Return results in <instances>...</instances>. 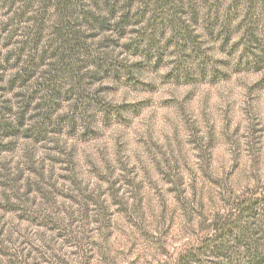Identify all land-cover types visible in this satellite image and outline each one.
I'll use <instances>...</instances> for the list:
<instances>
[{
  "label": "rangeland",
  "instance_id": "374dc122",
  "mask_svg": "<svg viewBox=\"0 0 264 264\" xmlns=\"http://www.w3.org/2000/svg\"><path fill=\"white\" fill-rule=\"evenodd\" d=\"M70 2L0 0V264H264V0Z\"/></svg>",
  "mask_w": 264,
  "mask_h": 264
},
{
  "label": "trees",
  "instance_id": "16d2710c",
  "mask_svg": "<svg viewBox=\"0 0 264 264\" xmlns=\"http://www.w3.org/2000/svg\"><path fill=\"white\" fill-rule=\"evenodd\" d=\"M58 1V7L59 9H61V14L63 16V13H70V8H71V2L70 0H57ZM56 35L61 43L60 47L62 49V52L65 54H69V58H71V56L74 53L73 50V44L75 43L74 38H76L77 36L74 33V29L72 27V23H68L65 26V23H63L61 28H58ZM74 37V38H73ZM75 49V48H74Z\"/></svg>",
  "mask_w": 264,
  "mask_h": 264
}]
</instances>
